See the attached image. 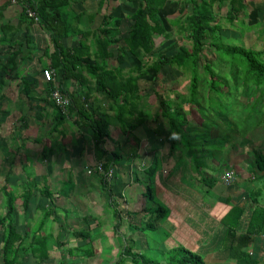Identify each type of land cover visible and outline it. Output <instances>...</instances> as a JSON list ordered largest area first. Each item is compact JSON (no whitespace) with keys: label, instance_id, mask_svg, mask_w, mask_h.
<instances>
[{"label":"crops","instance_id":"0c3cea01","mask_svg":"<svg viewBox=\"0 0 264 264\" xmlns=\"http://www.w3.org/2000/svg\"><path fill=\"white\" fill-rule=\"evenodd\" d=\"M97 2L80 0L71 8L75 12L89 14L92 13L89 11L96 10ZM0 7V26L4 21L13 26L9 30L12 34L11 50L21 51V58L16 59L17 77H5L0 68V115L5 117L0 122V130L8 129L7 122L11 118L16 120L22 135L17 136L11 130L9 135L18 141L16 147L26 151L23 157L19 156L22 157L18 165L21 180L30 175L40 186L50 188L52 194L49 199L40 196L37 203L55 206V212H74L76 222L81 221V225H73V229L89 230L90 237L86 240L77 241L71 233L75 243L69 244V248L79 260L75 264H119L120 259L122 264H145L141 257L164 264L170 250L178 246L197 252L205 264H264V214L254 213L256 207H264V170L260 171L255 166L252 154L257 147L252 145V140L249 148L242 139V146L238 149L234 147L231 154L230 151L225 154L223 167L220 166L218 153L213 161L212 156L207 159L210 166H202L198 159L192 160L194 152L188 149L186 153L184 147L181 151L180 144L174 142L175 133L169 131L173 112L168 118H155L158 103H153L150 98L152 91L149 89L152 86L140 92L138 110L143 111L145 120L134 129L122 126L105 97L97 92L90 93V100L98 107L99 113L109 117L108 135L100 146H94L90 128L79 127L74 122L72 111L54 129L57 124L56 108L49 101V88L41 77V67L53 69L56 83L64 94L70 96L71 92L77 93L80 88L75 81L62 78L60 68L52 66V48L43 27L28 24L30 21L18 4L0 0ZM26 33L31 40L29 44L25 43ZM62 45L63 48L72 47L77 45V40L64 38ZM7 47L8 43H0V65L8 57ZM23 78L34 84L29 87L28 95L23 91ZM144 101L154 107L151 113L148 107L143 106ZM130 120L136 122V114ZM165 121L168 122V129ZM32 142L37 143L40 149L33 148L30 145ZM29 150L35 151L34 156ZM68 150L72 155L65 154ZM97 163L115 168L111 186L105 188L100 182V174L94 169ZM11 169L8 164L6 172H3L5 177ZM232 169L235 181L224 184L220 175ZM201 176L216 178V181L206 179L203 182ZM148 186H151L150 191L146 190ZM151 196L161 204H156L158 211L163 213L157 219V210L146 204ZM37 203L33 207L30 205L31 209L34 210ZM162 203L166 205L164 210H161ZM233 207L238 208L241 214L231 231L230 225L221 219ZM20 217L27 222L23 213ZM147 220L153 228L144 233L141 223ZM21 221L23 223L22 218ZM66 221L63 220L64 225H67ZM59 224L57 217L48 222L52 230L47 243L49 239L55 242ZM128 247H131L130 254L126 252ZM53 252L52 247L49 249L50 258ZM51 259L56 261L55 256Z\"/></svg>","mask_w":264,"mask_h":264},{"label":"trees","instance_id":"16d2710c","mask_svg":"<svg viewBox=\"0 0 264 264\" xmlns=\"http://www.w3.org/2000/svg\"><path fill=\"white\" fill-rule=\"evenodd\" d=\"M78 1L80 0H39L38 13L41 25L52 48L50 52L51 64L62 70V78L75 81L80 88L77 93H70L71 107L67 115L63 114L51 101V104L56 108L57 124L54 129H57L72 111L74 122L79 127L90 128L94 146H100L108 135L109 117L107 114H100L98 107L90 100V93L93 92L100 93L105 97L110 109L115 112L114 116L120 120L123 127L134 129L145 120L143 111L138 110L141 99L140 92L151 87L152 80L158 79V75L162 74V69L165 66L172 69L188 70L190 74L187 95H177L179 103L175 106L176 114L182 110V103H187L189 106L199 109L203 118H206L203 108L197 102L200 83L207 86L205 104L210 113L215 112V116L211 115L214 118L219 116L218 111L225 113L229 107L230 103L224 102V94L230 95L232 98L239 89H242L243 92L251 91L249 101L254 100L251 105L255 106L260 103L258 105L260 110L264 109V51L246 47L240 43L227 44L223 41L221 32L222 24L219 15L223 12L226 22L232 26L235 22L239 23L240 35L244 30H251L259 25V23L252 26L247 25L243 18H240V15L247 16L246 10L249 4L245 0H180L178 15L167 21L171 27L175 28V33L177 32L190 42V47L179 46L171 54L159 52L154 41V35L162 37L172 35L171 31L166 29L160 14V10L167 0H138L133 11L126 15L128 23L125 33L122 32V17L114 16L108 12L102 13L100 21L95 27L89 25L94 21L95 14L100 12L103 2L106 0H98L96 12L89 14L85 11L75 12L71 8V5ZM127 1L134 2V0ZM1 16L0 7V18ZM85 20H88V23H85ZM0 27V43H8L6 52L9 53L0 68L5 77L14 78L18 76L16 59L21 58V51L11 50L12 34H9V30L13 29V26L4 21ZM69 37L77 40V45L63 48V39ZM29 39L26 33V44L31 43ZM206 40H209L207 45L213 47V60L222 63V67L219 69L212 64V61L202 58ZM128 54H132L136 58V63L126 71L120 65ZM149 60L151 63L146 65ZM149 69L154 72L152 80L144 79ZM21 82L24 93L28 95L29 87L34 84L29 83L25 78ZM52 86V82L47 83L49 90ZM225 87L228 88L225 89ZM47 95H49V91ZM155 95L158 101L155 118L160 116L168 118L171 112L168 97L160 92H155ZM43 100L48 101L46 98ZM134 114H136V122L130 120ZM176 121L170 118L172 128L175 129L174 142L180 137L176 131L178 128L175 126ZM205 121L211 123L207 118ZM253 153L256 168L263 171L264 152L255 149ZM113 155L115 156V154ZM102 166L107 169L113 165L102 164ZM206 179L212 180V182L216 181V178L204 176L200 178L203 182ZM100 182L105 188L109 187L101 178ZM148 190H151V186H148ZM0 194L5 210L0 214L1 264H23L24 259L28 256L33 257L34 264H43L50 257L47 239L50 238L52 229L51 226H48V222L57 217L53 216L56 214L55 206H41L37 203L34 210L31 209V206L34 196L52 198L50 188L40 186L30 175H26L25 179L15 187L6 176L4 184L0 188ZM16 199L20 200L18 206L15 204ZM149 199L161 206L153 196ZM161 208V210L166 209L164 206ZM18 209L27 219V222L24 223V233L17 229L15 215ZM156 210L155 219L163 215L162 212H158V209ZM257 212L264 214V207H256L254 213ZM239 214L241 211L233 207L221 221L230 225L232 231V226L236 223ZM251 223H253V217ZM148 227L153 228L152 225ZM63 233L64 228L60 224L58 236L55 239L57 245L62 244L61 235ZM72 234L77 241L90 237L89 230H74ZM130 251L131 247L126 248L128 254ZM69 253H72L70 249ZM132 257L134 263H137L138 261L134 260L135 256ZM141 259L145 264H156L152 259L144 257ZM54 264L66 263L60 260ZM119 264H122L121 259ZM164 264L205 263L197 252L178 246L170 250Z\"/></svg>","mask_w":264,"mask_h":264},{"label":"rangeland","instance_id":"374dc122","mask_svg":"<svg viewBox=\"0 0 264 264\" xmlns=\"http://www.w3.org/2000/svg\"><path fill=\"white\" fill-rule=\"evenodd\" d=\"M137 1L138 0H134L133 3H130L127 0L104 1L102 9L100 10V12L95 14L94 21L90 22L89 25L96 26L100 21V17L102 13L108 12L113 15L122 17L123 20L122 32L125 33L128 23V19L126 18V15L133 11ZM179 1L180 0H167L166 4L160 10V14L162 16L166 29L168 31H171L172 33V35L168 37L154 35L155 47L161 53H165V54L174 53V51H176V49L182 45L186 47H190V42L188 40H185L177 32L175 33L174 32L175 28L171 27L167 21L169 18L178 15ZM245 1L249 4L246 10L247 16L240 15V18H243L244 22L247 25L252 26L258 23L259 25L253 27V29L251 30H244L243 34L240 35L241 28L239 23L235 22L234 25L232 26L231 24L226 22L224 20L225 13L223 12L222 14L219 15L222 24L221 32L223 35V41L227 44L240 43L245 45L246 47H252L256 50L264 51L263 0H245ZM89 12H96V11L92 10ZM208 41L209 40H206V46L202 52L203 53L202 58H205V60L212 61V64H214V66L219 69L222 67V63L220 61L213 60L214 58L212 52L213 47L207 45ZM43 55L44 57H47L46 54ZM135 63H136V58L132 54H128L121 66L127 71ZM150 63L151 61L149 60L147 61L146 65L147 64L149 65ZM153 76H154V72L151 69H149L148 74L145 75L144 78H147V80H152ZM158 76L159 77L156 81L152 80L151 82L153 91L152 88L149 89L150 91H152L150 93V98L153 103L155 102L158 103V101L156 100L155 92H160L162 95L168 97V101L170 104L169 105L170 111L173 112L172 116H174L173 119L179 120L178 122L177 121L175 122V126L178 127L176 128V131L178 135H180V137H178L179 139L176 141V144L178 145L180 144L181 151L184 147L186 153L188 152L187 151L188 149L190 152H194L193 159L191 155V159L193 161L194 159H198L202 166L205 165L210 166L209 162H207V159L209 160L212 156L211 161H213L216 153H218L220 156L219 157L220 166L223 167L225 165V157H226L225 154L229 153V151L231 154L234 150V147L235 149H238L239 146H242L243 144L241 141L242 139H245V142L247 144L246 146L248 148H249L250 140H252L253 142L252 145H254L255 148L257 147L256 149L264 152V109L260 110V106H258L260 103L255 106L251 105L252 102H254L253 99L249 101V98L251 96V91L243 92L242 89H239L237 93H235L232 96V98H230V95L227 96L226 94H224L225 96L224 102L226 104L229 102L230 103L229 107L227 110H225V113H221L218 111L219 116L214 118L211 115H214L215 112L210 113L209 109L205 104V99L207 97V93H206L207 86L205 84L200 83L199 99H198L199 101L197 100V102L203 108L205 117L211 121V123H209L208 121L207 122L205 121L206 118H203V115L199 109H196V107L194 106H189L187 103H182L181 109L183 111L179 114L180 117L179 115L175 116L177 115L175 113V106L179 103V99L177 95L186 96L188 93V87L190 81V74L188 70L172 69L165 66L162 69V74H159ZM227 88L228 87H225V89ZM230 92L232 91L230 90ZM49 101L51 102L50 99ZM153 103H151V105ZM143 106L146 108L148 107L150 113L152 112V108H154L153 106H150V104L148 103L146 104V101L143 102ZM3 119H5L4 115H0V122H3ZM165 120L167 119L165 118ZM15 121L16 120L14 118H11L7 122L8 129L4 130V128H2L0 130V187L3 185L5 178L3 172H6V168L8 164L10 165V169L12 168L10 171H8V175H7L9 177L10 183L16 187V185L22 179V177L19 175L20 172L18 173V165H19V159H21L25 155L26 151L25 148L20 149L19 147H16V145H18V141L17 142L14 141L12 138H10L11 135H9L10 130L12 131L11 133H15L17 134V136H19V134L21 133L18 127L16 126ZM165 127L167 129L169 128L168 122L166 123ZM174 130L175 129H173L172 126H170L169 131L173 133ZM118 132L119 130L115 133ZM20 135H22V133ZM30 145L33 148L38 147L37 149H40L39 145L35 142H32V144ZM61 150L65 151L66 148H62ZM96 150L98 151L99 149ZM29 153L31 156H34L35 151L29 150ZM65 154L72 155V152L71 150H68L67 153ZM19 156L22 157L20 158ZM190 160L187 161L190 162ZM6 161L10 163L7 164ZM231 171L234 172L233 169ZM144 198H146L145 195ZM39 199H41L39 195L34 196L32 198V203L33 204L37 203ZM15 204L16 206H18L20 204V200L16 199ZM146 204L147 207L151 206L157 209V205L154 202L151 201L149 202L148 200H146ZM162 204L164 207H166L164 203ZM2 205H3V199H2V195L0 194V214L4 213L5 211ZM16 212L17 213L15 215V219H16L17 229L20 232L24 233L25 228L23 224L25 223V221L23 217H20L21 210L18 209ZM55 215L58 217L57 219H59V223L64 228V233L63 235H61L62 244L57 245L56 241L52 243L53 241L49 239L47 246L49 249L52 247L54 248L53 256H55L56 259L55 262L61 260L66 264H71V263L75 264L76 262H79V260L77 259L76 253L74 251L71 254L69 253V249H70L69 244L75 243L71 238V233L73 232L72 230L73 225L77 224L79 226L81 225V221L76 222L74 218V212L66 213V211L64 212L62 210H57ZM21 218L23 220V223L21 221ZM111 218L115 219V217L113 216H111ZM66 219L71 224L67 223ZM63 220L66 221L65 224L67 225H64ZM149 223L150 221L148 220L146 222L141 223V227L144 228L143 230L144 233L150 232V228L148 227ZM117 248L119 249V246H117ZM53 256H51V258ZM51 258L49 257V259L45 260L43 264H54V261H52ZM0 264H1V256H0ZM23 264H34L33 257L31 256L26 257L23 261Z\"/></svg>","mask_w":264,"mask_h":264},{"label":"built area","instance_id":"2783aa9c","mask_svg":"<svg viewBox=\"0 0 264 264\" xmlns=\"http://www.w3.org/2000/svg\"><path fill=\"white\" fill-rule=\"evenodd\" d=\"M9 2L20 6L23 14L30 21L31 26L42 27L38 13L39 0H9ZM40 71L41 77L46 83H53L52 88L49 90V99L63 114H67L71 107V100L68 95L61 91L56 83L53 69L50 67H41ZM94 169L100 174V178L107 186L112 184L115 177V168L113 166L104 169L101 163H97ZM88 172H91V170H88ZM219 178L224 184H231L236 179L234 172L231 170L224 171Z\"/></svg>","mask_w":264,"mask_h":264}]
</instances>
